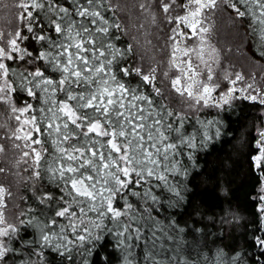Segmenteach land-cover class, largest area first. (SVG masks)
Instances as JSON below:
<instances>
[{
	"label": "snow or ice",
	"instance_id": "snow-or-ice-1",
	"mask_svg": "<svg viewBox=\"0 0 264 264\" xmlns=\"http://www.w3.org/2000/svg\"><path fill=\"white\" fill-rule=\"evenodd\" d=\"M9 13L0 264H112L109 237L124 264L141 242L144 264H158L155 214L183 199L236 101L259 113L244 132L259 227L214 264H264V0H12ZM225 14L259 71L222 67L209 36Z\"/></svg>",
	"mask_w": 264,
	"mask_h": 264
},
{
	"label": "trees",
	"instance_id": "trees-1",
	"mask_svg": "<svg viewBox=\"0 0 264 264\" xmlns=\"http://www.w3.org/2000/svg\"><path fill=\"white\" fill-rule=\"evenodd\" d=\"M238 28L239 22L233 26L225 14L215 21L209 41L219 50L225 70L247 75L249 70L259 71V67L250 66L249 54L237 39ZM239 34L243 36V31ZM235 103L237 106L224 114L220 139L197 153V164L190 168L185 181L183 199L172 205L165 203L155 214L163 228L154 249L158 264H214L220 249L247 251L248 238L253 228L259 227L254 217L258 221L255 194L260 178L251 167L244 135L259 113L247 101ZM105 251L112 255V264H124L114 237H109ZM132 252L133 264H144L143 242ZM50 259L56 264L58 258Z\"/></svg>",
	"mask_w": 264,
	"mask_h": 264
},
{
	"label": "rangeland",
	"instance_id": "rangeland-1",
	"mask_svg": "<svg viewBox=\"0 0 264 264\" xmlns=\"http://www.w3.org/2000/svg\"><path fill=\"white\" fill-rule=\"evenodd\" d=\"M4 5H8V7H5ZM11 5H12V0H3V4H0V15L4 17V19L0 21V25H6V20H7L8 15L10 14L9 8H11ZM12 11L14 12L16 11V9L13 8ZM209 43L213 45L210 41ZM251 72L252 71L249 70L247 75L250 74Z\"/></svg>",
	"mask_w": 264,
	"mask_h": 264
}]
</instances>
